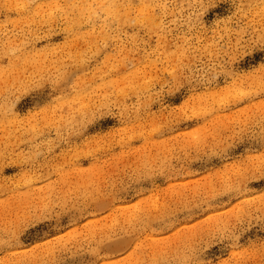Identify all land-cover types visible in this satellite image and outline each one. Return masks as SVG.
Segmentation results:
<instances>
[{
    "label": "rangeland",
    "instance_id": "rangeland-1",
    "mask_svg": "<svg viewBox=\"0 0 264 264\" xmlns=\"http://www.w3.org/2000/svg\"><path fill=\"white\" fill-rule=\"evenodd\" d=\"M261 50L264 0H0V264H264V154L207 167L264 126Z\"/></svg>",
    "mask_w": 264,
    "mask_h": 264
},
{
    "label": "snow or ice",
    "instance_id": "snow-or-ice-1",
    "mask_svg": "<svg viewBox=\"0 0 264 264\" xmlns=\"http://www.w3.org/2000/svg\"><path fill=\"white\" fill-rule=\"evenodd\" d=\"M211 8V5H209ZM209 20L212 19V16L209 15ZM260 62L264 64V50L259 51L254 58H249L245 63H242L237 66L236 70L231 73L232 77L235 79H239L241 74H244L246 70H249L250 67L256 66V64ZM36 103L42 104L43 99L37 97ZM253 148L255 152H259L264 154V126L260 129H253L245 138L243 143L237 142L235 145L230 148H226L221 152L222 160L215 161L213 163L208 164L209 169H214L218 164H222L224 160L228 163H239L244 164L247 160V157L250 155L249 152L245 151V149ZM252 153V154H255ZM264 183V181H262ZM253 187H259V185H253ZM228 199L218 201L217 203L221 205L223 210H229L226 207H223L228 204ZM236 202H240V198L237 197ZM192 216L195 219L188 220L187 216ZM201 219H207V215H201L199 211L188 213L186 215H180L176 217V220L179 221L177 224V229L179 227H191L193 224L199 223ZM67 223V221H65ZM33 225H36V231L32 233L37 239H42L43 232L48 231L51 228V225L45 224L44 226H40L36 224V222H32L28 227L31 228ZM231 241H225L222 237L217 236L215 239H210L208 242L207 248H200L195 254L194 259L191 261V264H223V261L218 259V256H228V248ZM2 255V253H0ZM72 264H87V262H72Z\"/></svg>",
    "mask_w": 264,
    "mask_h": 264
}]
</instances>
